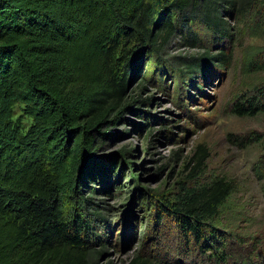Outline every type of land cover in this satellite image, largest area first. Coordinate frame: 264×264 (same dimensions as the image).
<instances>
[{
  "label": "trees",
  "instance_id": "16d2710c",
  "mask_svg": "<svg viewBox=\"0 0 264 264\" xmlns=\"http://www.w3.org/2000/svg\"><path fill=\"white\" fill-rule=\"evenodd\" d=\"M218 5V0H0V264L88 263L94 223L82 189L91 172L102 168L98 135L113 121L111 112L121 111L139 50L152 52L166 42L176 29L175 13L187 10L224 33ZM200 60L186 66L198 69ZM15 103L31 118L25 128L13 115ZM233 108L253 113L263 104L248 96ZM205 156L199 144L191 176L201 172ZM231 189L229 179L214 176L170 200L184 235L201 245L212 234L211 227H200L203 218L220 210ZM169 262L138 253L126 264ZM236 264L259 263L242 257Z\"/></svg>",
  "mask_w": 264,
  "mask_h": 264
},
{
  "label": "rangeland",
  "instance_id": "374dc122",
  "mask_svg": "<svg viewBox=\"0 0 264 264\" xmlns=\"http://www.w3.org/2000/svg\"><path fill=\"white\" fill-rule=\"evenodd\" d=\"M218 4L224 33L187 10L175 13L166 42L139 50L121 111L111 112L98 135L102 168L82 189L94 223L87 264H126L138 253L171 264H236L242 257L264 264V0ZM200 56V68L186 66ZM248 96L263 108L237 112L235 102ZM13 109L25 128L31 118L21 103ZM199 144L206 156L191 176ZM214 176L229 179L232 189L220 210L203 218L200 227L212 234L200 245L184 235L168 202Z\"/></svg>",
  "mask_w": 264,
  "mask_h": 264
}]
</instances>
